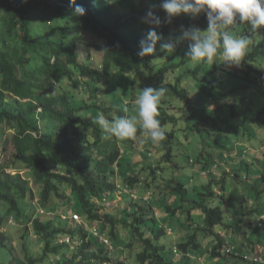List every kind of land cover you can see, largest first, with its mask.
I'll return each instance as SVG.
<instances>
[{"label":"trees","instance_id":"obj_1","mask_svg":"<svg viewBox=\"0 0 264 264\" xmlns=\"http://www.w3.org/2000/svg\"><path fill=\"white\" fill-rule=\"evenodd\" d=\"M76 3L84 7L85 15L75 14L70 0H0V73L12 81L13 70L20 65L46 77L44 83L37 79V72L25 76L28 83L35 84L32 95L38 104L13 97L3 100L0 96V143L6 142L8 129L16 130L13 144L18 160L32 168L31 183L20 173L12 176L3 171L0 175V203L4 204L0 208V264H210L208 255L219 261L234 257L233 263L226 264H236L241 259L247 261L246 245L257 250V254L264 251V209L254 220L247 217L256 209V202L264 205V90L256 95L253 89L264 88L260 87L264 82V29L250 33L245 24L234 33L249 35L251 39L240 66L198 65L186 55L189 41L176 43L170 51H161L160 44L175 41L182 28L196 26L206 30V14L194 18L182 13L168 23L166 12L160 7L162 0ZM150 9L164 21L156 28L163 40L157 42L153 55L141 57L140 41L150 28L142 17ZM87 34L96 41L86 43ZM78 44L92 45L103 54L102 69L95 66L91 55L80 58ZM52 55L57 59L55 64H51ZM37 62H44V66ZM45 85L54 86L56 92H35ZM149 85L165 89L158 117L165 129V139L153 144L148 137L151 145L163 147V160L153 165V150L148 147L141 150L140 159L133 154L140 137L146 136L139 124L135 140H122L131 148L122 150L115 146L103 152L100 144L109 139L93 122L96 115L101 113L108 119L125 115L121 111L125 103L127 115H137L135 99ZM239 91L244 94L231 97ZM248 91L253 95L246 94ZM38 105L45 109L41 118L43 128L39 126ZM230 116L234 118L233 127L227 132L226 120ZM183 118L188 120L186 125L179 124ZM237 128L247 140L255 137L257 144L252 151L255 157L250 161L241 159L248 175L242 176L239 171L234 174L244 193L240 207L232 215L231 208H226L224 175L219 180L220 174L210 171L205 174L209 175L206 180L201 175L195 179L203 183V190L195 185L188 187V183L178 182L174 175L165 176L164 162L175 160L173 144L180 131L189 138L191 134L194 138L208 134L211 157L205 156L206 162L199 161L204 169H219V157L224 160L226 153H234L233 144L221 142L220 134L237 135ZM115 140L120 145V140ZM149 143L141 141L146 146ZM215 143L220 145L218 150ZM256 159L262 168L256 166ZM146 160L149 164L143 165ZM178 163L171 164L175 174L180 169ZM213 183L221 186L217 194ZM121 185L139 199L130 198L128 208L118 212H104L100 202L115 197ZM140 189L147 190V194L140 195ZM36 195L39 204L49 211L57 210L59 204L71 203L91 225L108 236L112 248L91 228L78 226L73 220L33 214ZM216 196L220 202L212 205ZM158 202L162 205L158 206ZM194 212L202 220L195 219ZM10 216L15 221L10 228L23 229L22 251L17 250L11 235L1 230ZM174 217H178L176 224ZM255 225L262 230L260 239L248 233ZM169 228L181 231L178 243L161 242ZM122 229L126 231L123 234ZM227 233L244 237L243 247L230 240L229 251ZM61 235L70 236L73 244L61 241ZM31 237L34 240L25 242ZM259 247L263 250L259 251ZM263 257L262 254L258 260L264 261Z\"/></svg>","mask_w":264,"mask_h":264},{"label":"clouds","instance_id":"obj_2","mask_svg":"<svg viewBox=\"0 0 264 264\" xmlns=\"http://www.w3.org/2000/svg\"><path fill=\"white\" fill-rule=\"evenodd\" d=\"M109 2H112V0H109ZM72 5L75 6V14L80 16L85 15L86 10L82 5L77 4L76 0H70V6ZM160 7L166 12V21L168 23H171L174 17L182 13L188 14L194 18L198 17L201 13L206 14L209 22L206 30L202 31L196 26L182 28L181 35L176 37L175 41L169 40L168 42L160 44L161 51H170L174 50L176 43L189 41V51L186 55L192 62L198 65L206 63L208 65L226 64L228 66H240L242 61L245 60L249 45L251 44V39L249 35L237 36L234 33L238 31L240 25L245 24L248 26L250 33H256L264 29V0H162ZM142 20L144 23L150 25L146 37L140 41L138 55L144 57L153 55L156 52L157 42L163 40V36L158 34L156 28H159L164 21H162L161 18L151 9L144 17H142ZM86 46L88 45L78 44L77 52L79 53V56L84 54L82 50L85 49ZM221 47L222 51H218ZM43 56L45 55L43 54ZM50 58L51 64H55L57 60L56 57L52 55ZM37 63L40 64V66H44V62ZM99 68L102 69V64ZM32 72H37V79H40V82L45 83L46 77L43 73L34 69L30 71L26 70L20 65L13 70L12 81H9L4 74L0 73V96L3 95V100H5V98L8 99L9 97H13L20 102L32 101V103L34 102V104H38V100L32 95V93H34L32 89H34L35 84L33 81L28 83L29 81L27 80V77H25ZM49 76L54 78L52 74H49ZM26 86H28L27 89H25ZM49 90L56 92V88L52 85L40 86L35 92L37 94H46ZM164 94L165 89L163 87H144L135 99L137 115L129 117L127 115L129 109L125 103V105L121 107V111L125 113V115L108 119L105 115L98 113L93 122L102 129L105 134V139L115 137L117 140H135L137 125L139 124L140 129L151 139L152 143L157 144L165 139V129L162 127L161 121L158 118L160 115V104ZM43 111H45V109L38 105L37 112L39 115L38 121L40 128H43L44 126L43 120L41 119L43 118ZM8 130L10 133L5 139L6 142L0 143V154L1 152L7 151L5 150L6 147L9 143H13V138L17 132L14 129ZM119 146L121 147V144ZM15 153H17L15 156L16 161L24 167L28 166L32 169L30 165H26L24 162L18 160V151L16 150V147ZM10 165L11 164H8V166ZM21 167L22 166L14 167L18 170H16L14 174H11L7 171L6 163L0 162V175L3 171L12 176L20 173L24 180H28L31 183V170L26 173L27 176L30 177L26 178L21 173ZM124 188L127 190V187H123V189ZM3 205V203H0L1 209ZM32 208L33 214L36 216L44 214L52 217L56 216L62 220H73L78 226L91 228L96 236H99L102 241L112 248L108 236L91 225L83 215L76 211L74 207H71V203L62 206L59 204L57 210L49 211L39 204V195H36L32 201ZM69 209L72 210L71 213L68 212ZM14 222L13 216H10L7 224L10 227ZM7 224H5L1 230H4V227ZM28 224H32L31 221L28 222ZM169 229L172 231L171 228ZM60 240L72 243L70 236L61 235ZM230 240L231 239H228L227 244ZM231 247L232 246H229V244L227 245L229 251L231 250Z\"/></svg>","mask_w":264,"mask_h":264},{"label":"rangeland","instance_id":"obj_3","mask_svg":"<svg viewBox=\"0 0 264 264\" xmlns=\"http://www.w3.org/2000/svg\"><path fill=\"white\" fill-rule=\"evenodd\" d=\"M98 40V39H97ZM86 43L88 42H94L96 41V39L90 35L87 34L86 36ZM82 52H84V54L80 55L82 57L89 56L91 55L93 57V60L96 64V66L101 67V64L103 63V54L99 51H97L96 48L92 47V46H86L85 49L82 50ZM88 54V55H87ZM80 57V58H82ZM262 68H264V61L262 62ZM264 70V69H263ZM264 78H262V82H263ZM124 85V83H123ZM148 87H152V86H148ZM260 87H264V82L263 84L260 85ZM254 89V94L259 95L262 94V91L264 90V88L262 89H257L256 87L253 88ZM253 91V90H252ZM251 93V94H250ZM244 93H242V91H239L238 94L235 95H231V97H237V95H242ZM246 94H250L253 95L251 91L246 92ZM89 95H87L86 98H88ZM234 118L232 116H230V118L226 120V125L228 126L227 132L230 131L231 126L233 124ZM238 120V119H237ZM188 122V120H186L185 118H183L182 120H180L179 124L180 125H186V123ZM43 126V125H42ZM233 127V126H232ZM236 134H220V140L221 142H226L228 144H233L234 146V153L229 151V153L224 155V160H222L223 157H219L218 161H219V165L220 168L219 169H214L213 166H208V168H203V164H200L203 161H205L204 157L206 156V159H208L210 156V154L208 153V149L211 148L209 147L210 144L208 143L211 138L208 136V134L203 135L200 134L199 137L196 136L194 138V135L191 134L190 138L185 137L184 133L182 131L179 132V135L177 137V141L174 142L173 144V153L175 154V160H173L172 162H164V170H165V176H169V177H173V175L176 177L178 182H186L188 183L187 186L190 187L192 186L194 188V185L197 187H200L202 189V182H196L195 179H197V177H200L198 175H201V179L204 181L206 180L209 175H205L208 174L210 171L212 172H216L220 174L219 177H217L219 180H221L222 176L224 175L226 177V185L224 187V194L226 195V208L230 209L233 211L229 212L230 214L234 215L236 214L235 210L240 207L239 206V200L240 197L242 196V194L244 193V189H243V185L241 183H239V181H237L236 179H234V174L239 171V173L242 176H247L248 172H247V168L245 166L242 165L241 163V159H246V160H251L254 156V154H252V151L254 150L253 147H255V144H257V139L254 137L253 140H247V136L245 137L241 131V129L237 128L236 130ZM217 138H218V134H217ZM143 139V140H140ZM140 139L138 140V143H136V148L133 151V154L136 157H139L138 159H140V153L141 150L143 148H152V153L150 154V156L152 157L151 161H153V165H156L158 161H162L163 157L160 155L161 151H163V147L157 148L154 145H151V143L148 142V136H141ZM215 139V138H213ZM141 141L144 143L146 142L149 143V146H146L145 144H141ZM232 141V143L230 142ZM121 147L124 149L125 147L127 149L131 148L132 146H130L129 144L123 143L122 140H120ZM228 144H225L228 147ZM102 146V151L103 152H109L110 149L114 148L115 146L118 147V143L115 140V138H110L107 143L101 145ZM220 145H218V143H215L214 148L216 150H218L217 148H219ZM209 147V148H208ZM7 151L5 152H1L0 154V162L1 163H6L7 165V171L10 172L11 174H14L16 172V170H18L17 166H22L20 168L21 173L26 177L29 178L30 176H27V172H29L31 169L30 167L26 166L24 167L23 165H21L18 161H16V155L17 153H15V147L13 143H9L8 146L6 147ZM231 152V153H230ZM184 153H187L186 156L184 155ZM233 153V154H232ZM254 153H256L254 151ZM216 154V152H215ZM258 155H260L259 153H257ZM201 162H200V161ZM178 163L180 166V169L178 170L179 172L177 174H175L174 170L172 169L173 166H171V164L173 163ZM206 162V161H205ZM228 162V164H227ZM260 161H258L257 159L255 160V164L256 166H260L259 164ZM8 164H11L10 166H8ZM149 164V160H146L143 162V165H148ZM258 167V168H259ZM213 168V169H212ZM262 168V167H261ZM141 169L138 170V172ZM262 170V169H261ZM206 171V172H205ZM203 175V176H202ZM205 177V178H204ZM252 177V174H251ZM120 182V181H119ZM120 184V183H119ZM213 190L216 192V194L218 192L221 191V186L218 183H213ZM190 188V189H193ZM199 189V188H198ZM203 190V189H202ZM124 193V194H123ZM125 193H129L127 196H125ZM147 194V190L145 189H140V195L144 196ZM130 198L133 200H138L139 198H137V195L133 194L131 195V193L128 191V189L126 190L125 188L123 189V186L121 185L118 188V191L116 193V196L113 198H106L104 200H102L100 202L102 208H104V212H109L111 210H113L114 212H118L120 210H123L125 208H128V206L131 204ZM214 202L211 203L212 205H217V203L220 202V199L218 196H216V198H214L213 200ZM162 205L161 202H158V206ZM260 204H258V202L255 203L256 209L251 212L249 215H247V217H252V219L254 220L255 218H257V215L261 212H263L264 209V205L263 206H259ZM157 206V205H156ZM1 207V206H0ZM157 207H155V210L158 211L160 213V211L158 209H156ZM242 208V207H241ZM240 208V209H241ZM243 209V208H242ZM242 209L240 211H242ZM235 211V212H234ZM67 212V211H65ZM69 213L72 212V210H68ZM238 213V212H237ZM193 216L195 219H201L202 217L200 215H198V213L194 212ZM186 217V212L183 213L181 215V219L184 220ZM178 217L173 219V222L176 224ZM256 222V221H255ZM221 227V226H220ZM219 226L216 228L217 231H219L221 228ZM22 230L20 228H10L9 225L7 224L4 227V231L7 232V234H10L13 238L14 243L17 244V250L18 251H22L23 249V243L22 240L20 239V237L22 236ZM122 234L125 233V229L121 230ZM222 233H226V231H224L222 229L221 231ZM249 235H251V237L255 238V239H260L263 236L262 230L260 228H258L256 225L255 227L252 229V232L250 233V231L248 232ZM228 234V233H227ZM181 236L182 233L181 231H177L174 230L173 232L168 229L167 230V236L163 237L161 239L162 243H166L168 241H175L176 243H178L181 240ZM228 239H231V241L235 244H237L239 247H243L242 241H244V237H242L241 235H233V234H228ZM29 239V240H28ZM25 240V242L30 243L31 239L34 240V237L32 238H28ZM24 241V240H23ZM205 242H207L205 240ZM245 242V241H244ZM73 243V242H72ZM37 249V248H36ZM253 249V250H252ZM263 247H259V251H262ZM244 251L245 254L247 256V261L245 260H239L236 262V264H259V262H261L260 264H264V261H262L261 259L258 260V258L260 256H262V254L264 255V251L260 252L259 254H257V250H254V248H252V246L250 245H246L244 246ZM260 255V256H259ZM254 257H257L256 260H254ZM264 258V257H263ZM234 260H236V258L234 257H230V258H222V261H219V258H215V257H209L208 255V261H210V264H226V263H233Z\"/></svg>","mask_w":264,"mask_h":264}]
</instances>
